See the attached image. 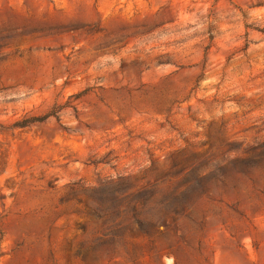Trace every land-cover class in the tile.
I'll return each mask as SVG.
<instances>
[{"label":"rangeland","instance_id":"1","mask_svg":"<svg viewBox=\"0 0 264 264\" xmlns=\"http://www.w3.org/2000/svg\"><path fill=\"white\" fill-rule=\"evenodd\" d=\"M0 264H264V0H0Z\"/></svg>","mask_w":264,"mask_h":264}]
</instances>
